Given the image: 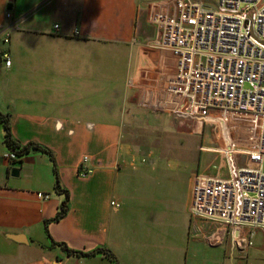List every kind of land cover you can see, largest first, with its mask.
Listing matches in <instances>:
<instances>
[{
	"label": "crops",
	"instance_id": "0c3cea01",
	"mask_svg": "<svg viewBox=\"0 0 264 264\" xmlns=\"http://www.w3.org/2000/svg\"><path fill=\"white\" fill-rule=\"evenodd\" d=\"M165 1L0 0V53L10 58L5 66L0 55V116L20 147L50 152L68 193L67 213L51 221L63 195L50 158L30 149L12 166L0 122V264H264L263 231L188 211L196 175L223 174L200 170L196 119L173 114L175 58L156 46L151 22ZM202 149L223 156L220 146ZM82 157L87 177L77 171ZM51 241L103 248L114 261L67 255Z\"/></svg>",
	"mask_w": 264,
	"mask_h": 264
},
{
	"label": "built area",
	"instance_id": "2783aa9c",
	"mask_svg": "<svg viewBox=\"0 0 264 264\" xmlns=\"http://www.w3.org/2000/svg\"><path fill=\"white\" fill-rule=\"evenodd\" d=\"M151 22L160 28L156 46L175 58L166 91L181 101L176 117L200 120L209 111L242 114L250 118L254 134L252 142L220 149L228 162L226 177L196 175L190 215L231 229L264 232V0H216L214 6L202 0H167ZM0 55L8 66V52ZM235 155L243 157L242 166H235ZM4 158L15 166L14 152ZM87 162L82 157L78 164L82 177L93 173ZM35 195L49 198L42 192Z\"/></svg>",
	"mask_w": 264,
	"mask_h": 264
},
{
	"label": "rangeland",
	"instance_id": "374dc122",
	"mask_svg": "<svg viewBox=\"0 0 264 264\" xmlns=\"http://www.w3.org/2000/svg\"><path fill=\"white\" fill-rule=\"evenodd\" d=\"M202 1L208 6H214L216 4V0ZM249 121L250 118L242 114L218 111H209L205 113L200 120L196 119V155L200 156L198 165L201 171H204L208 175H217L218 173H221L223 174L222 177L227 176V159L214 153L205 152L202 148L205 146H211L212 144L216 146V148L219 146L220 148H226V145L224 144V140L227 139L225 134L229 139V144H234L235 146H241L245 143L252 142L253 137H247L251 131V123ZM170 123L171 122L166 120L160 122L163 133L168 131L167 128ZM183 133L186 134L187 130L184 129ZM153 144L154 146H161L160 143ZM199 147L200 151H198ZM239 161L244 162L243 158H239ZM25 257L30 258L31 255L26 254Z\"/></svg>",
	"mask_w": 264,
	"mask_h": 264
},
{
	"label": "trees",
	"instance_id": "16d2710c",
	"mask_svg": "<svg viewBox=\"0 0 264 264\" xmlns=\"http://www.w3.org/2000/svg\"><path fill=\"white\" fill-rule=\"evenodd\" d=\"M0 122L2 123L3 130H4V136H3L4 144L6 145L8 150L10 152H14L16 157H17V160L14 162V165L20 164L22 156L25 155L30 149H36L42 153H45L50 158V161L52 164V171H53V175H54L53 189L56 193L63 195V200L61 201V203L59 205V210L55 214L54 218L51 219V221H58L60 218H62L67 213V210H68V193L65 189H62L60 187L56 168H55V165H54V162H53V159H52L50 152L48 150H46V149H44L38 145H34V144H28L26 146L20 147L11 136L10 128L8 126L7 116H0ZM45 231L47 233V230H45ZM51 244L58 246L60 249H62L65 252V254L75 256L78 258L90 256V255H93L96 253H103L104 255L110 257V259H112L114 261V258L112 257V255L106 249H103V248H98V249H96L92 252H89V253H83L80 251H74L72 249H69L64 243H54L51 241Z\"/></svg>",
	"mask_w": 264,
	"mask_h": 264
},
{
	"label": "water",
	"instance_id": "95a60500",
	"mask_svg": "<svg viewBox=\"0 0 264 264\" xmlns=\"http://www.w3.org/2000/svg\"><path fill=\"white\" fill-rule=\"evenodd\" d=\"M17 174H18V169L17 168L11 169V171H10V175L11 176H17Z\"/></svg>",
	"mask_w": 264,
	"mask_h": 264
},
{
	"label": "bare ground",
	"instance_id": "6f19581e",
	"mask_svg": "<svg viewBox=\"0 0 264 264\" xmlns=\"http://www.w3.org/2000/svg\"><path fill=\"white\" fill-rule=\"evenodd\" d=\"M225 137H226V136H225ZM224 141H225V143H226L227 139H225Z\"/></svg>",
	"mask_w": 264,
	"mask_h": 264
}]
</instances>
